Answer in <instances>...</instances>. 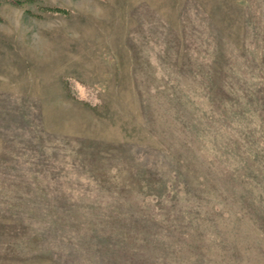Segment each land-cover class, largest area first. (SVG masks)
I'll return each instance as SVG.
<instances>
[{"label": "rangeland", "instance_id": "rangeland-1", "mask_svg": "<svg viewBox=\"0 0 264 264\" xmlns=\"http://www.w3.org/2000/svg\"><path fill=\"white\" fill-rule=\"evenodd\" d=\"M0 264H264V0H0Z\"/></svg>", "mask_w": 264, "mask_h": 264}]
</instances>
